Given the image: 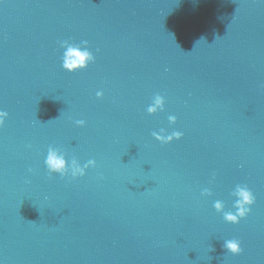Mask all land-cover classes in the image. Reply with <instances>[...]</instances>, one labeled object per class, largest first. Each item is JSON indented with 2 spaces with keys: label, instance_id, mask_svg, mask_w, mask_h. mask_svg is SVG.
Returning a JSON list of instances; mask_svg holds the SVG:
<instances>
[{
  "label": "water",
  "instance_id": "1",
  "mask_svg": "<svg viewBox=\"0 0 264 264\" xmlns=\"http://www.w3.org/2000/svg\"><path fill=\"white\" fill-rule=\"evenodd\" d=\"M0 112V264H264V0H0Z\"/></svg>",
  "mask_w": 264,
  "mask_h": 264
},
{
  "label": "clouds",
  "instance_id": "2",
  "mask_svg": "<svg viewBox=\"0 0 264 264\" xmlns=\"http://www.w3.org/2000/svg\"><path fill=\"white\" fill-rule=\"evenodd\" d=\"M87 43V41L83 42L85 49L87 47ZM61 46L66 48V51L63 55V68L68 72H75L85 69L87 68L89 62H94V56L92 53L88 50H81L79 45H70L67 41H65ZM96 95L97 98H101L103 96V92H97ZM164 103V98L160 95H156L153 104L148 107L147 112L152 115L157 113L158 110L162 111ZM6 117V112H0V126L4 124V118ZM168 119L171 124L176 123L175 116H169ZM75 123L79 127H83L85 125V121L83 120H77ZM152 135L162 144L170 143L173 141V139L179 140L182 137V133L178 131L173 132L171 135H164L163 130H161V133L154 132ZM45 164L50 178L53 173L59 174L63 178L70 172L72 178L75 179L77 177L84 176L87 168H94L96 166V161L89 160L83 167H81L78 161L73 158L69 167L65 156L61 154L60 150L49 147ZM29 171L31 172L32 170L29 169ZM202 195L208 196L211 195V192L208 189H205L202 192ZM233 195L237 197L236 203L234 205L237 211L235 214L231 212L224 213V220L231 224H238L241 219L245 218L249 214L251 211L250 206L254 204L255 199L252 192L246 186L238 185ZM214 208L217 212H222L224 205L222 202L217 201L214 204ZM224 248H226V250L233 256L239 255L242 252L240 242L235 239L226 241Z\"/></svg>",
  "mask_w": 264,
  "mask_h": 264
}]
</instances>
